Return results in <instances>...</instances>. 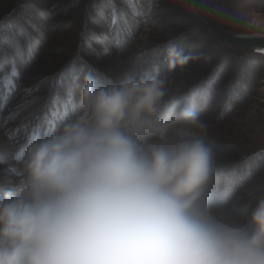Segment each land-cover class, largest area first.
I'll list each match as a JSON object with an SVG mask.
<instances>
[{"label": "clouds", "instance_id": "obj_1", "mask_svg": "<svg viewBox=\"0 0 264 264\" xmlns=\"http://www.w3.org/2000/svg\"><path fill=\"white\" fill-rule=\"evenodd\" d=\"M193 58L73 77L59 119L12 152L0 264H264V196L246 215L216 198L199 95L169 87Z\"/></svg>", "mask_w": 264, "mask_h": 264}, {"label": "trees", "instance_id": "obj_2", "mask_svg": "<svg viewBox=\"0 0 264 264\" xmlns=\"http://www.w3.org/2000/svg\"><path fill=\"white\" fill-rule=\"evenodd\" d=\"M8 1L12 7L0 24V59L6 67L0 70V116L9 104L16 106L12 111L18 113L24 109L34 111L33 116L36 115L26 125L37 131L59 119L68 103L66 89L81 69L94 67L109 73L104 62L92 57L104 52L121 53L131 66L143 69H151L157 64L163 68L165 53L172 46L190 54L194 58L185 69L174 73L169 87L181 91L195 87L203 110L209 107L213 119L225 115V105L244 102L248 94L256 91L254 83L264 77V55L218 41L191 10V2L186 0L158 3L157 0H89V4L76 0ZM37 1L47 4L41 8ZM150 11L154 14L152 19H161L162 26L187 27L189 30L178 29L164 38L137 40V32L142 21L150 17ZM43 33L44 36L57 35V39L46 41L41 37ZM9 67H12L10 72ZM27 67L36 82L52 79L50 90L44 92L48 96H40L37 106L31 104L37 94L34 97L26 95L25 100L17 104L20 100L18 80L22 78L21 69ZM40 109L43 113L38 115ZM32 129H17L19 132L15 130L13 137L23 139ZM217 150L232 157L222 168L231 171L240 167L249 177L264 172V148L242 155L240 160V155L227 145ZM261 196H264V187L250 188L240 193L239 201L227 209L246 215Z\"/></svg>", "mask_w": 264, "mask_h": 264}, {"label": "rangeland", "instance_id": "obj_3", "mask_svg": "<svg viewBox=\"0 0 264 264\" xmlns=\"http://www.w3.org/2000/svg\"><path fill=\"white\" fill-rule=\"evenodd\" d=\"M76 1H82L83 4L90 3L89 0ZM186 1L191 2V0ZM221 1L223 0H201L202 7L205 10L210 11L215 19L218 16L215 12V8L217 7L222 10L224 19L220 22L216 19L221 26L229 28V31L235 33L258 32L249 31V29H258L259 27L264 28V9H258L255 11L257 12L255 15L254 10L249 8L250 16L249 18H246L244 17L246 15V7H244L243 4H240L237 1L234 5H228L225 7L222 6ZM9 2L10 1L8 0H0V24L6 19V13L9 12L12 7L9 5ZM37 2H39L38 6L41 8H44L47 4L46 2L42 3V1ZM158 2H163V0H157L156 3ZM150 12V17L148 16L147 20L142 21V27L137 32V40H144L148 37L164 38L170 32L175 30L178 31V29L189 30L187 27L177 28L170 27L168 25L162 26L163 24L160 25L161 19L155 21L152 19L154 18L153 12ZM149 18L151 19L149 20ZM162 20L164 21L165 19ZM56 36L57 35L44 36L43 33L41 37L46 41L54 42V40L57 39ZM8 39L11 40V38ZM105 48L110 50L108 47ZM1 52L2 50L0 53ZM92 57H98L99 62H104L105 67L109 69L108 74L110 75L111 72V76L116 80H119L130 73L144 70L143 67L139 68L137 66H131V64L124 59L125 57L121 53L116 54L113 53V51H109L101 53L100 56L95 55ZM1 60L2 59H0V70L6 68L3 66L4 61L1 62ZM11 69L12 67H9L8 72H10ZM30 73L31 71L29 67L21 69L22 78L21 80H18L20 84L18 91L20 100L17 104H20L23 100H25L24 98L26 95H33L34 97L37 94L38 96L31 103L33 106H37L40 102V96H48V94H44V92L46 90H50V82L52 79L48 81L36 82L31 78ZM253 86L256 88V91H252L251 94H248L249 96H246L244 102L237 105H225V115L222 117L213 119L209 107L202 111V118L207 125L206 139L213 146L219 162V183L216 188L215 195L219 201L224 203L225 208L233 207V205L239 201L237 197L240 193H243L253 187H264V172L256 177H249V174L243 173L240 167H235L234 169L232 168L231 171L227 170V168H222V165L230 163L229 161H231L232 157L228 158L217 150L220 146L227 145L229 148H232L237 155L241 156H239L240 160L243 156L258 152L264 148V77L260 79V81L254 83ZM13 100H15V98ZM13 106V104H9L7 108L8 112L4 111V113L0 116V158H3V162H0V185L9 186L14 184L16 180V177L12 174V171H10L13 163L12 152L15 145L22 140L20 138L17 139L13 137L14 131H18L19 129L22 130L24 128L26 131L30 128L32 129V127L29 128L26 124L36 115L35 114L33 116L34 111H27V109H24L22 113L12 111V109L16 107ZM38 112V115L42 114L43 110L40 109ZM19 137L22 138V136Z\"/></svg>", "mask_w": 264, "mask_h": 264}, {"label": "water", "instance_id": "obj_4", "mask_svg": "<svg viewBox=\"0 0 264 264\" xmlns=\"http://www.w3.org/2000/svg\"><path fill=\"white\" fill-rule=\"evenodd\" d=\"M191 10L202 20L210 34L218 41L234 48L249 49L264 55V31L235 33L226 30L210 11L202 7L201 0H191Z\"/></svg>", "mask_w": 264, "mask_h": 264}, {"label": "crops", "instance_id": "obj_5", "mask_svg": "<svg viewBox=\"0 0 264 264\" xmlns=\"http://www.w3.org/2000/svg\"><path fill=\"white\" fill-rule=\"evenodd\" d=\"M239 2L240 4H243L246 11V15L244 17L249 18L250 13H249V8L254 10V13L256 15L258 9H264V0H223L221 1L222 6H228V5H234L236 2ZM214 11V10H213ZM215 12L217 13V18L218 21L220 22L221 20L224 19V15L222 13V10H220L219 8H215ZM249 31H264V28H258V29H249Z\"/></svg>", "mask_w": 264, "mask_h": 264}]
</instances>
